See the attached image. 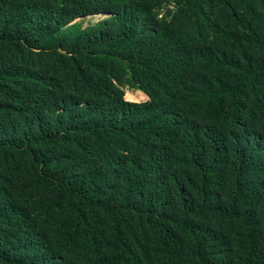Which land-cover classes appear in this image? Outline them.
<instances>
[{
    "label": "trees",
    "instance_id": "16d2710c",
    "mask_svg": "<svg viewBox=\"0 0 264 264\" xmlns=\"http://www.w3.org/2000/svg\"><path fill=\"white\" fill-rule=\"evenodd\" d=\"M164 2L0 0V264H264V0Z\"/></svg>",
    "mask_w": 264,
    "mask_h": 264
},
{
    "label": "rangeland",
    "instance_id": "374dc122",
    "mask_svg": "<svg viewBox=\"0 0 264 264\" xmlns=\"http://www.w3.org/2000/svg\"><path fill=\"white\" fill-rule=\"evenodd\" d=\"M176 3H177V0H165L161 8L160 18L171 19V16L175 14ZM107 17L108 15H98V16L86 18L83 20V22H84V25L86 26L88 24L97 22L98 20L102 18H107ZM122 90L124 94V99L127 102L142 103V102H147L149 100L148 96L145 95L139 89L126 86V87H123ZM260 124L263 125L262 128L264 130V123H260Z\"/></svg>",
    "mask_w": 264,
    "mask_h": 264
}]
</instances>
